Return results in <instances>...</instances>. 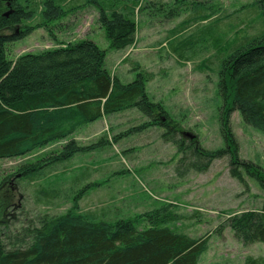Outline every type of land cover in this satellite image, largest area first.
Listing matches in <instances>:
<instances>
[{
  "label": "rangeland",
  "instance_id": "obj_1",
  "mask_svg": "<svg viewBox=\"0 0 264 264\" xmlns=\"http://www.w3.org/2000/svg\"><path fill=\"white\" fill-rule=\"evenodd\" d=\"M78 1L85 0H73L77 6L54 23V37L36 30L9 45L7 58L14 60L22 53L56 47L53 38L63 44L91 41L106 52V69L122 84L135 79L136 66L151 74L145 92L179 127L178 138L181 133H190L207 151L224 149L219 73L227 56L264 32V0H139L135 42L125 51L110 48L97 23L95 7L86 3L79 6ZM145 122L144 115L130 109L80 129L74 135L80 145L95 143L104 136L109 141L120 134L128 135L101 150L78 154L34 181L19 182L17 191L11 188V199L0 197V210L10 204L18 206L12 213L19 223L11 225L10 231L26 219L64 213L88 184L96 183L100 186L89 189L79 200L81 212L103 213L107 221H116L165 209L162 214L170 213L173 218L166 219L161 227L193 239L211 234L198 264H245L248 258H263L264 244L244 246L224 225L231 214L260 207L263 193L254 173L240 167V179L233 178L228 156L214 160L205 172L196 169L204 165L202 158L186 166L189 158L162 138L163 127L126 133ZM229 126L239 160L264 173V133L247 126L238 112L231 113ZM61 144L56 142L22 158L0 160V183L18 165L34 162ZM48 178L59 194L43 204L37 195ZM147 225L145 220L138 221L136 227Z\"/></svg>",
  "mask_w": 264,
  "mask_h": 264
},
{
  "label": "trees",
  "instance_id": "obj_2",
  "mask_svg": "<svg viewBox=\"0 0 264 264\" xmlns=\"http://www.w3.org/2000/svg\"><path fill=\"white\" fill-rule=\"evenodd\" d=\"M138 1L78 2L82 7L85 3L95 7L97 23L104 30L110 48L125 51L135 42ZM72 3L73 0L8 3L0 0V160L22 158L56 142L62 143L42 158L18 165L5 176L0 183V197L11 199L10 189L17 191L15 185L19 182L34 181L78 154H90L125 137L128 134L108 141L104 136L89 145H80L74 139L80 129L107 115L136 109L147 122L126 133L163 127L162 138L189 158L186 166L202 158L204 165L196 169L205 172L214 160L228 156L233 178L240 179L237 171L240 167L254 173L263 193L260 207L231 214L224 225L244 246L264 244V173L252 163L239 160L238 146L229 126L231 113L238 112L247 126L264 133V32L250 38L222 62L219 92L224 104L221 133L225 147L207 151L196 136L187 142L182 136L178 138L179 127L170 121L159 103L148 98L145 84L151 74L136 66L135 79L122 84L106 69V52L91 41L63 44L53 38L56 47L39 53H22L14 60L7 58L9 45L36 30H45L54 37V23L72 12L69 8L77 6ZM47 180L37 195L38 202L43 204L59 194V190L52 189V181ZM97 186L100 185L88 184L64 213L26 219L12 229L15 231H10L11 225L19 223V219L12 212L18 206L10 204L0 210L3 232L0 264H198L211 234L193 239L161 227L166 219L173 218L170 213L162 214L165 209L116 221H107L103 213L81 212L79 200ZM144 220L147 227H136L138 221ZM245 264H264V257L248 258Z\"/></svg>",
  "mask_w": 264,
  "mask_h": 264
},
{
  "label": "water",
  "instance_id": "obj_3",
  "mask_svg": "<svg viewBox=\"0 0 264 264\" xmlns=\"http://www.w3.org/2000/svg\"><path fill=\"white\" fill-rule=\"evenodd\" d=\"M4 2H10L11 0H2ZM185 138L189 139V140H193L194 139V135L193 134H190V133H186L185 134Z\"/></svg>",
  "mask_w": 264,
  "mask_h": 264
},
{
  "label": "flooded vegetation",
  "instance_id": "obj_4",
  "mask_svg": "<svg viewBox=\"0 0 264 264\" xmlns=\"http://www.w3.org/2000/svg\"><path fill=\"white\" fill-rule=\"evenodd\" d=\"M182 134V137H184L185 136V133H181Z\"/></svg>",
  "mask_w": 264,
  "mask_h": 264
}]
</instances>
